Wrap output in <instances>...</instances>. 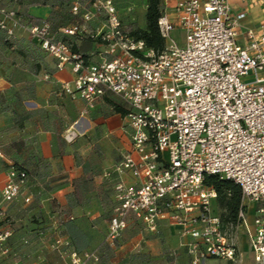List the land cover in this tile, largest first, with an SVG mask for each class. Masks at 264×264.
Here are the masks:
<instances>
[{
	"label": "built area",
	"instance_id": "built-area-1",
	"mask_svg": "<svg viewBox=\"0 0 264 264\" xmlns=\"http://www.w3.org/2000/svg\"><path fill=\"white\" fill-rule=\"evenodd\" d=\"M171 1L161 0L157 23L165 44L160 51L131 35L114 0H73L71 13L80 22L57 31L46 19L27 25L16 10L3 8L0 30L8 38L26 30L55 58L58 70L70 68L73 86L63 88L87 108L109 92L126 102L130 150L114 169L135 182L114 184L110 240L120 236L130 216L150 231L166 219L188 237L191 264L207 258L240 264L237 236L252 204L250 251L257 264H264V26L246 30L242 45L237 41L240 15L232 13L229 0H174L172 17ZM96 17H104L102 26L88 28ZM176 29L184 32L182 44L171 36ZM72 37L101 45L98 59L89 61L74 51ZM209 175L240 187L234 224L224 225L214 211L216 191L205 183ZM26 181L25 170L9 169L2 200L19 197ZM11 235L9 227L0 226L3 256L10 255ZM92 258L72 252L69 264H89ZM7 264L25 263L15 257Z\"/></svg>",
	"mask_w": 264,
	"mask_h": 264
},
{
	"label": "crops",
	"instance_id": "crops-1",
	"mask_svg": "<svg viewBox=\"0 0 264 264\" xmlns=\"http://www.w3.org/2000/svg\"><path fill=\"white\" fill-rule=\"evenodd\" d=\"M72 1L0 0V10H16L27 25L46 19L57 31L80 22L71 13ZM114 1L123 26L131 30L137 19L135 0ZM140 2L138 27L144 28L146 2ZM173 4L174 0L167 9L171 17ZM229 4L232 13L240 15L237 41L243 45L246 30L264 26V4L261 0H229ZM103 21L104 17L93 18L87 27L95 29ZM71 40L74 51L89 61L98 59L101 45L85 37ZM55 63L26 30H16L12 38L0 30V191L9 169L27 172L19 197L6 202L0 195L4 213L0 226L12 230L6 242L10 255L0 254V264L15 257L25 264H69L72 252L93 254L89 264H191L185 246L188 237L166 219L150 231L130 216L120 236L108 238L116 206L114 184L119 179L135 182L129 173L114 169L130 150L124 129L127 104L109 92L87 108L63 88L65 83L73 86L74 73L68 67L58 70ZM246 217L237 246L243 229L247 237L253 231L252 204ZM238 252L240 264H257L248 258L246 247L238 246ZM200 264L227 262L207 258Z\"/></svg>",
	"mask_w": 264,
	"mask_h": 264
},
{
	"label": "trees",
	"instance_id": "trees-1",
	"mask_svg": "<svg viewBox=\"0 0 264 264\" xmlns=\"http://www.w3.org/2000/svg\"><path fill=\"white\" fill-rule=\"evenodd\" d=\"M145 27L131 28L130 33L136 40L144 41L146 47L160 51L164 48V39L158 28V19L162 15L161 0H145ZM206 185L216 191L215 212L224 225L234 224L241 203V189L232 180L221 179L216 175L205 178Z\"/></svg>",
	"mask_w": 264,
	"mask_h": 264
},
{
	"label": "rangeland",
	"instance_id": "rangeland-1",
	"mask_svg": "<svg viewBox=\"0 0 264 264\" xmlns=\"http://www.w3.org/2000/svg\"><path fill=\"white\" fill-rule=\"evenodd\" d=\"M121 2H122V0H121ZM135 2L137 4V11L135 12L137 19H136V23L134 25H131L132 29L133 28H139L138 27V24L140 23L139 14L141 13L140 9L142 8L140 6V3H141L140 0H135ZM121 4L123 5V3H121ZM171 36L178 44H182L184 42V32L179 30V29L172 31ZM249 237H250V233H248V237H247L246 231L243 229L242 233L240 234V239L238 240V246H240L242 248L246 247V251H247V254L249 256L248 258L253 260L252 253L249 249V242H248Z\"/></svg>",
	"mask_w": 264,
	"mask_h": 264
}]
</instances>
